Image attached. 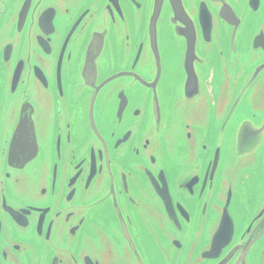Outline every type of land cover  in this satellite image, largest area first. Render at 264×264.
Wrapping results in <instances>:
<instances>
[{"label": "flooded vegetation", "instance_id": "flooded-vegetation-1", "mask_svg": "<svg viewBox=\"0 0 264 264\" xmlns=\"http://www.w3.org/2000/svg\"><path fill=\"white\" fill-rule=\"evenodd\" d=\"M22 2L23 0H0V43L3 40L12 41V43L15 41L16 13ZM32 2L27 9L28 16L24 26V30L26 28L27 32H33L36 28L34 17L41 8V5H38V0L35 2L32 0ZM211 13L214 18V28H216L219 26L220 19L218 17L220 15L212 11ZM108 29L109 32H112V25H109ZM259 33V35H264L262 30H259ZM75 37L73 36L71 40H75ZM223 38L221 44L215 45L217 52L211 53L212 55L216 54L219 58L218 65L222 71L219 74L225 79L231 76H233V80L236 78L235 88L237 90L240 78L252 72L253 69L257 71L259 68L260 77L257 79V86L261 92L258 94L264 96V81H260L264 76V53L257 52L256 58L258 59L253 68L244 67L242 64L236 67V60H239L242 54L236 49L237 41L232 40V30L229 34H224ZM103 39L108 41V36L104 35ZM26 40L24 56L28 76L25 85H28L33 92L32 96L27 95L26 98L34 106L38 103L44 109L51 108L53 111L59 112L66 97L70 95L76 97L74 105L76 107L85 106L83 118L87 126V132H85L87 138L82 141L79 148H76L74 144L70 146L71 141L67 142V136L72 134L70 130L66 129L67 125L73 123L71 120H75L77 117L71 113L68 103H65L66 107L63 109V113L59 117L53 116L55 123L50 128L52 135H60V158L56 164L55 179L52 180L50 173L56 157L53 153V145L49 142L47 151L50 160L46 165L47 168L36 170L33 172L36 179L26 182L28 184L27 193L33 200L31 205L46 207L47 211L41 215L40 226H34L39 215L37 214V216L29 217L30 227L16 228L10 214L2 209V199L4 198L2 187L5 182L2 174L8 168L7 160L3 157L4 133L7 128L5 124L9 123L10 118H15L16 98L8 97L7 101L9 104L11 103L12 107L7 112H2L0 107V264H235L237 256L241 254L245 255V263L259 264L261 258L259 254L262 251L260 249L264 246V218H255V213L264 209V182L261 177L264 169L263 162L259 159L260 155H264V133L261 137L262 146L259 149L255 147L256 154L252 158L251 167L245 171L247 180L243 182V186L250 187L251 192L243 198L242 205L236 211V207L230 208L232 214L236 216L234 240L228 249L220 253L217 259L206 257L210 250L211 226L214 217L217 218L218 214L215 215V210L208 209L207 196L199 197L208 185V179L203 178L204 165L210 161L212 148L210 139L222 134L225 130L222 129V125L231 110L230 98L233 97L231 92L226 94L227 99L224 97L218 99L213 96L217 88L218 66L214 68L213 64H209L203 83L209 99L207 111H212L211 118L206 117L204 120H200L198 116L199 103L195 98L197 96L195 90H190L187 94L192 104L189 111L185 110L187 107L185 100L177 96L176 89L171 90L167 84L160 82L151 84L152 93L144 92L143 85L147 80V75L142 71L138 72L137 79L131 77L125 83H122L121 76L118 77L117 83L113 84L116 91L110 93V100L104 104L100 99L95 101L93 119L97 134L95 131H90L91 93L85 83V74L90 70L84 66V61L81 62L79 57L73 56V51L69 50L68 44L62 51L59 71L64 100L58 101V109L56 87L50 76L56 69L60 43L57 51L54 52L53 50L45 51L41 43L31 41L28 35ZM58 40L59 37L45 39L42 44L54 46ZM198 42L202 43L201 37ZM85 43L90 44L89 40ZM249 45L250 38L246 42V49ZM82 54H85V50ZM129 54H123L124 58H128ZM47 55H50V58H47ZM46 59H51L52 63L50 64ZM32 64L37 65L46 75L51 84L50 91L42 90L33 76ZM98 64L102 65L103 61H98ZM261 68L262 70H260ZM121 70L119 68L115 71L111 64L107 65V68H102L99 73L100 75L106 73L108 77H112L120 74ZM82 76L84 81H81ZM76 83H78V89L74 90ZM227 86V84L223 85L224 88ZM120 91L125 95L127 109L123 113L125 119L123 118L122 123L116 122L114 116L115 107L119 103L117 94ZM139 92L145 96L146 109H139L138 117L133 119L130 109L138 107ZM151 95H153V99H150ZM247 96L243 97L241 104L244 102L252 107H264V97L253 98L248 103L244 101ZM163 101L166 103L163 105L162 114L157 107ZM152 104L155 107H151ZM239 109L240 106L234 109L230 121L235 124L238 122L241 125L252 121L257 126L258 131H255L257 134L264 129V110L254 112L245 110L247 115H242ZM110 115H112L113 125L108 129L107 122ZM248 116L250 120H247ZM31 118L33 122L36 121L37 115H31ZM172 121H174V128L169 130ZM159 123L163 132L159 135L158 142L151 145L145 139H148L150 130L156 134ZM124 128H128L130 131L128 141L115 149L113 148L114 141ZM25 130V134L21 137L30 140V131L27 128ZM34 132H36L39 155L41 143L39 142L40 138L38 139L39 129L37 130L36 126ZM253 134V131H249L242 138L250 139ZM257 143L258 141L255 140L254 145ZM204 144L206 146L203 150ZM91 149L96 168L101 167V171L104 172L103 194L105 198L102 203L105 200L109 201L107 205L109 215L100 220H97L93 201L101 198L102 192L94 198L86 197L83 194L85 181L82 179V172L90 168ZM110 158L114 160H109ZM144 168L153 172L158 170L164 172L169 187L171 217L176 221L169 222L162 202L147 187L143 175ZM77 170H81V173L75 174ZM31 171L29 170V175ZM172 172L175 173L174 177L171 176ZM232 176L234 177L231 175L229 181H232ZM184 177H187L185 180H190V190L184 189L181 185L185 181H182ZM198 181H200V185L195 191L194 197L193 190L197 187ZM51 184L54 185L53 192ZM123 184L126 185L125 189ZM38 188H47L48 191L44 190L43 195H40ZM239 189L241 186L237 185L236 192L240 194L242 191ZM114 191L116 194L113 195ZM240 199L241 197L238 195L237 201ZM234 200L236 203V197ZM6 202L15 205L13 202L16 200L12 199L11 201L6 197ZM145 203L148 204L146 207L143 206ZM176 203L180 204L185 215L176 207ZM115 207L121 216L115 212ZM142 216L150 228L146 227L141 219ZM120 220H127L125 228L128 238L132 242V249L123 238ZM244 230L245 233H243ZM111 232L113 234L109 237L111 239L109 245L112 253L105 248L102 242L97 243L99 237L102 241V236L109 235ZM113 246L116 247L115 250H112ZM86 257L91 263L89 261L86 263Z\"/></svg>", "mask_w": 264, "mask_h": 264}, {"label": "water", "instance_id": "water-1", "mask_svg": "<svg viewBox=\"0 0 264 264\" xmlns=\"http://www.w3.org/2000/svg\"><path fill=\"white\" fill-rule=\"evenodd\" d=\"M30 3H33L32 0H23L17 9L15 41L12 43V41L3 40L0 43L1 111L7 112L12 107L11 103L9 104L7 101L8 97L11 99L16 98L15 118H10L9 123L5 124L7 128L4 133L3 157L7 160L6 165L8 168L2 174L5 180L2 187L4 192L2 209L10 214L14 226L16 228H28L31 226L29 217L39 214L34 222V226L38 227L41 223L42 213L47 211L46 207L31 205L33 200L29 198L27 193L28 184L26 182L36 179L33 172L47 168L46 165L50 160L47 151L49 142L53 145V153L56 157L50 173L52 180L55 179L56 164L60 158V135H52L50 128L55 123L53 116L59 117L63 113V109L66 107L65 103H68L71 113L77 117L75 120H71L73 123L67 125L66 129L72 133L67 136V142L71 141L70 146L74 144L76 148H79L82 141L87 138L85 133L87 132V126L83 118L85 106L76 107L73 103L76 97L72 95L64 100L61 88L60 59H62V51L67 44L69 50L73 51V56L79 57L81 62L84 61V66L87 67V70H90L85 74V83L91 93L89 105L90 131H95L97 134L93 119L95 101L100 99L102 100L101 103L104 104L107 100H110V93L116 91L113 84L117 83L118 77L121 76L122 83H125L131 77L137 79L138 72L142 71L147 75V80L144 81L143 85L145 87L144 92L152 93L151 84L158 82L167 84L171 90L176 89L177 96L185 100V105H187L185 110L189 111L192 104L187 94L190 90H195L197 93L195 98L199 103L198 116L200 120L202 121L206 117L211 118L212 111H207L209 99L203 85L204 77L211 63L214 68L215 66L219 67L216 93L213 96L218 99L223 97L227 99L226 94L228 92L233 93V97L230 98L231 110L228 114L226 112L227 116L225 115L226 119L222 125V129L225 130L222 134L210 139L212 146L210 161L204 165L203 172V178L208 179V185L204 188L203 193L199 195V197L202 195L207 196L208 209L215 210V215L218 214L217 218L214 217L211 226L210 250L206 256L209 259H217L223 250L231 246L234 240L236 216L232 214L230 208L236 207L235 209H238L242 205L243 198L251 192L250 187L243 186V182L247 180L245 171H248L251 167L252 158L256 154L255 147L259 149L262 146L261 137L264 133V129H262L257 134L255 132L258 131L257 126L252 121L241 125L238 122L233 123L230 119L237 106H240L239 111L241 110L242 115H247L245 110L251 112L264 110V107H252L244 102L241 104V100L246 95L248 96L244 101L248 103L253 98L260 99L264 96L258 94L261 92L257 86V79L260 77L259 68H257V71L253 69L252 72L240 78L236 90V78L235 80H233V76L228 79L223 78L219 74L222 72L218 65L219 58L216 54L212 55L211 53L217 52L215 45L221 44L224 39L223 35L229 34L232 30V40L237 41L236 49L242 54L240 59L236 60V67L242 64L244 67L253 68L258 59L256 58L258 56L257 52L264 53V35H259V30L264 32V0H38V5H41V8L34 17L36 28L33 32H27L26 28L24 30V26ZM211 11L220 15L219 17L217 15L220 21L219 26L216 28H214V18ZM109 25L113 27L112 32H109ZM234 25L236 27H233ZM254 34L256 36H253ZM27 35L31 41L41 43L45 51L53 50L56 52L60 43L56 69L50 76L56 87V105L58 109V101L64 100L59 112H55L51 108L44 109L38 103L34 106L26 98L27 95H33L30 87L25 85L28 76L24 56ZM104 35L108 36V41L103 39ZM73 36H76L75 40H71ZM56 37H59L56 45L47 46L42 44L45 39ZM200 37L202 43L198 42ZM249 38L250 45L246 49V42ZM87 40L90 44L85 43ZM83 50H85V54H82ZM127 53H130L129 57L124 58L123 54ZM47 58H50V55H47ZM46 60L50 64L52 63L51 59ZM98 61H103V64L99 65ZM111 64L115 71L119 68L122 69L120 74L112 77H108L106 73L100 75L99 71ZM32 65L33 76L42 90L44 92L50 91L51 84L46 75L37 65ZM81 81H84L83 76ZM260 81H264V76ZM224 84L228 86L224 88ZM77 89L78 83H76L74 90ZM260 89H262L261 86ZM142 94L141 92L138 93V107L130 109L133 119L138 117L139 109H146L145 96ZM117 98L119 103L115 107L114 116L116 122L122 123L125 119L123 113L127 110L125 107L126 98L121 91L117 94ZM153 98V95H151L150 99ZM164 103L166 101H163L159 106L157 105L162 114ZM151 107H155L154 104ZM31 115H37V120L33 122ZM247 120H250L249 116ZM112 125L113 120L112 115H110L107 122L108 129ZM35 126L37 130L39 129L38 139L40 138L39 142L41 143L39 155L36 132H34ZM25 128L30 131V140L21 137L25 134ZM173 128L174 121H172L169 130ZM249 131H253L254 134L250 139H243L242 137H245ZM162 132L163 129L159 123L156 134L150 130L148 139L145 140L151 145H155ZM129 136V129L124 128L120 136L115 139L113 148L118 149L121 147L122 144L128 141ZM255 140L258 141L256 145H254ZM205 146V144L202 146L203 150ZM90 153V168L82 172V179L85 181L83 194L86 197L94 198L102 192L101 198L93 201L97 220H100L102 217L109 215L107 212L109 201L105 200L102 203L105 198L103 194L104 172L101 171V167L96 168L92 149ZM99 158L101 159L102 156L100 155ZM259 159L263 162L264 169V155H260ZM30 162L32 163L29 164ZM29 170H32L30 175L28 174ZM76 173L80 174L81 170H77ZM143 175L147 187L162 202L169 222L176 221L171 217L169 187L164 172L162 170L153 172L144 168ZM231 175H234L236 179L232 176V181H229ZM171 176L174 177L175 173L172 172ZM261 177L264 182V170H262ZM186 178L184 177L182 181ZM181 185L184 189L190 190V180H185ZM199 185L200 181L197 182V187L193 190L194 197ZM237 185L241 186L239 191L242 192L240 194L236 192ZM123 188H126L125 184H123ZM53 189L54 185L51 184L52 192ZM37 190L40 195H43L42 192L46 191L47 188H38ZM114 194H116V191L113 192ZM238 195L241 197L239 201H237ZM6 197L11 201L12 199L16 200V202H13L15 205L8 204ZM130 201L132 200L130 199ZM147 205L145 203L143 206L146 207ZM176 207L185 215L180 204L176 203ZM115 212L121 216L116 207ZM255 218H264V209L258 210L255 213ZM141 219L146 227L150 228L143 216ZM120 223L123 229V238L132 249V242L129 240L125 228L127 220H120ZM245 232L244 230L243 233ZM112 234L113 232L102 236V241L100 237L97 240V243L102 242L110 252L109 243L111 239L109 237ZM173 243L178 245L175 242ZM115 249L116 247L113 246L112 250ZM260 251L259 264H264V246ZM244 258V254L237 256L235 264H247V262H244ZM85 259L86 263L88 261L91 263L88 257Z\"/></svg>", "mask_w": 264, "mask_h": 264}, {"label": "rangeland", "instance_id": "rangeland-1", "mask_svg": "<svg viewBox=\"0 0 264 264\" xmlns=\"http://www.w3.org/2000/svg\"><path fill=\"white\" fill-rule=\"evenodd\" d=\"M0 93H1V89H0ZM235 211H236V209H235Z\"/></svg>", "mask_w": 264, "mask_h": 264}]
</instances>
